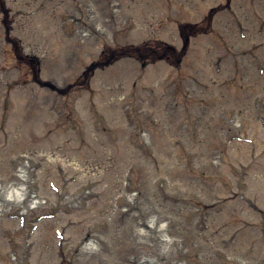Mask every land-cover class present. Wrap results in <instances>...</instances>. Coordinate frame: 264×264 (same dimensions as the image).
I'll list each match as a JSON object with an SVG mask.
<instances>
[{
	"label": "rangeland",
	"instance_id": "1",
	"mask_svg": "<svg viewBox=\"0 0 264 264\" xmlns=\"http://www.w3.org/2000/svg\"><path fill=\"white\" fill-rule=\"evenodd\" d=\"M2 2L0 264H264V0ZM184 21L179 67L85 74L106 48L180 49ZM21 156L41 161L37 196L18 192Z\"/></svg>",
	"mask_w": 264,
	"mask_h": 264
},
{
	"label": "trees",
	"instance_id": "2",
	"mask_svg": "<svg viewBox=\"0 0 264 264\" xmlns=\"http://www.w3.org/2000/svg\"><path fill=\"white\" fill-rule=\"evenodd\" d=\"M0 5H1V8L6 12L7 14V11L6 9L4 8V4L3 2L0 0ZM134 50V49H133ZM140 50H144L143 52V56H147V51L145 50V48H140ZM155 50H158V49H155ZM160 53L165 56V58L171 60V56H174V51L170 48H167V46H164L163 49H161ZM16 56L19 57V58H22V55L19 51V48H16ZM179 58V57H178ZM23 59H25L27 61V63L31 66V72L33 74V77L35 80L37 81H40L39 80V75H38V64L36 62V60L32 59V58H28L26 59L25 57H23ZM100 64V63H99Z\"/></svg>",
	"mask_w": 264,
	"mask_h": 264
}]
</instances>
